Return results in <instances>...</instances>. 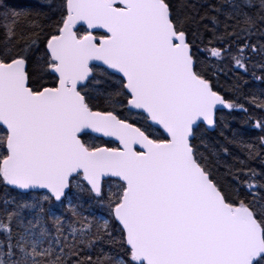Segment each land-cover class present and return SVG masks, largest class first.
<instances>
[{"label": "snow or ice", "instance_id": "obj_1", "mask_svg": "<svg viewBox=\"0 0 264 264\" xmlns=\"http://www.w3.org/2000/svg\"><path fill=\"white\" fill-rule=\"evenodd\" d=\"M0 264H264V0H0Z\"/></svg>", "mask_w": 264, "mask_h": 264}, {"label": "trees", "instance_id": "obj_2", "mask_svg": "<svg viewBox=\"0 0 264 264\" xmlns=\"http://www.w3.org/2000/svg\"><path fill=\"white\" fill-rule=\"evenodd\" d=\"M19 2H25V0H19Z\"/></svg>", "mask_w": 264, "mask_h": 264}]
</instances>
